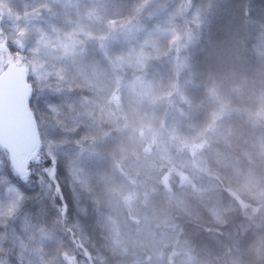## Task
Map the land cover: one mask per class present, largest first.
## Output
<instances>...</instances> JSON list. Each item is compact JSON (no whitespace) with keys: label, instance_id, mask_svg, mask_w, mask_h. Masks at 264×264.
I'll return each mask as SVG.
<instances>
[{"label":"trees","instance_id":"1","mask_svg":"<svg viewBox=\"0 0 264 264\" xmlns=\"http://www.w3.org/2000/svg\"><path fill=\"white\" fill-rule=\"evenodd\" d=\"M18 1L26 4V18L21 15L9 31L11 18L0 13V51H35L45 31L58 34L65 26L81 25V20L91 33L81 44L73 39L74 50L63 62L55 46L48 45L54 54L44 48L61 75H55L53 88L28 98L37 143L21 153L20 165L10 159L4 164L14 191L8 196L0 192V213L13 200L18 212L0 220V261L94 264L100 258L97 242L104 248V264H120L112 257L105 214L112 207L121 221L131 223L133 218H127L116 200L113 183L119 180L109 170L110 158L137 156L138 136L145 132L140 130L161 122L188 141L186 153L205 133L219 161V173L208 179L215 185L211 198L207 195L212 209L203 205L196 218L181 220L199 249L200 259L190 264H223L228 259L233 264H264V0H94L95 5L90 0H15L20 7ZM100 17L112 24L107 32L109 51L117 57L113 72L110 64L102 63L108 58L99 45ZM133 19L138 22L132 28ZM128 21L131 29H125ZM146 32L152 35L144 37ZM139 36L153 38L160 47L136 48ZM171 37L183 40L178 51L169 44ZM121 56L127 62L118 63ZM98 59L101 68L95 69L91 65ZM123 124L133 133L118 134L115 127ZM0 155H6L1 148ZM41 162L51 184L47 191L28 184L35 177L31 169ZM72 179H79L82 188ZM232 190L253 194V201L248 197L250 204H238L229 195ZM72 201L81 204L75 214L85 226L79 230L62 216ZM221 229L230 239L226 252L214 241Z\"/></svg>","mask_w":264,"mask_h":264},{"label":"rangeland","instance_id":"2","mask_svg":"<svg viewBox=\"0 0 264 264\" xmlns=\"http://www.w3.org/2000/svg\"><path fill=\"white\" fill-rule=\"evenodd\" d=\"M163 1L164 3L166 2L165 0ZM18 4H21V6H17L15 0H0V13L2 16L11 18V21H7L9 31H11V27H16L14 22H17L21 15H23V20L26 18V11L24 9L26 4L22 2ZM32 4L39 5L40 3L34 2ZM90 4L95 5L96 1L90 0ZM43 8L49 10L51 6L49 3L44 2ZM47 14V16H51L49 13ZM77 15L81 17L80 14L77 13ZM91 17L89 16L90 20ZM100 19L104 20L99 32L100 35H98L99 41L101 42L99 45L102 46L104 54L108 58V60L102 59V63L110 64L113 72L115 71L117 57L109 51L111 38L109 32H107L110 30L112 24L106 23V18L104 17H100ZM136 22L138 21L133 19L131 23L132 28L137 24ZM81 23V25L75 28L65 26L58 34L45 31L44 36L41 37L43 38L41 42L37 43L38 45L35 44L38 50L35 49V51L33 50L29 53L0 51V72L2 71L3 65H10L14 61H18L20 66L26 69L25 78L30 89L29 96H36L42 92L45 93L46 90L54 87L55 75L58 74L60 76L61 74L57 69H53L50 64V59H46L47 53L44 48H48L49 52L51 49L48 45L55 46L54 51L61 59V62H63L65 55L74 50L75 45H72L73 39L77 38L78 44H81V39L84 38L86 33L89 31L91 33V29H87L88 25L86 23L84 24L83 20H81ZM128 24L129 21L126 23L127 27L125 29H131ZM148 33L146 32L144 37L152 35V33ZM166 35H168V32ZM49 37H53V39L48 40ZM139 37L140 41H138L139 44L136 45V48L140 46L144 47V45H155L157 50L160 47L151 37L146 39H143L142 36ZM182 41L174 42L173 37L169 38V44H175L174 47L176 49ZM54 51L52 50L51 52L54 54ZM127 59V57L121 56L117 62H127ZM143 59L140 58L139 60L143 61ZM98 62H101V60L93 61L91 66H94L95 69L101 68L97 64ZM58 68L59 70H63L60 64ZM47 118L46 125L50 122ZM115 128L118 134H121L122 130H132L127 124H123L120 128ZM140 131L145 132L138 136L142 146L140 144L141 151L137 156L132 159L131 157L121 159L118 156L110 158L112 163L109 170H112V174H116L119 180L113 183L116 200L124 208L125 213H127V218H133L130 221L131 223H126L128 222L126 220L121 221V217L118 214L112 213L114 208H108V212L105 214L104 224L109 225V230L105 232L111 243L110 246H112L114 251L112 257L121 262L120 264H190L193 260L200 259L199 249L195 242L194 234L186 230L181 220L196 218L199 207H203V205L208 209H212V199H209V197L211 198L210 191H212L210 187H214L215 185L212 180L208 179L219 173V161L213 153L215 150L212 146L210 147V145L206 144L205 137L207 135L205 133L201 134L202 140L197 137L193 141L194 144H191L192 152L186 153L185 143L188 141L182 139V136L170 130L167 131L161 122L154 129L146 127ZM129 132L133 133V131ZM208 137H212V133H209ZM90 144V151L94 152L92 149L93 142ZM38 149L43 153L40 148ZM34 153L38 154L37 151ZM8 159L7 154L4 158L0 155V192L4 190L7 196L11 190L14 191V186L10 184L11 178L7 175V170L4 167ZM43 170L42 162L38 163L36 167L34 166L31 171H33L35 177L30 178L28 184L41 185V187L45 188L44 191H47L51 188V184L43 174ZM201 172L204 175L203 178H201ZM74 173L76 176L77 170ZM160 177L165 178V181L161 180ZM73 180H76L77 187L82 188L79 179H72L71 181ZM79 195L80 193L77 196ZM207 195L210 196L208 197ZM229 195L241 205L250 204L249 199L253 201L254 198L253 194L248 195L242 193L239 195L233 190L229 192ZM214 196H217V193ZM8 202L5 206L3 203L4 207L0 213L1 221L7 220L11 214L18 212L17 200ZM72 202V204L63 208L62 216L69 226L79 230V227L84 228L85 226V223L83 222V226L75 214V212H79L76 206H80L81 204H78L79 201ZM0 224L2 226L4 222H0ZM91 228V233L94 234L95 231L97 232L94 225ZM106 228H108L107 225H105ZM225 232L226 230H219L216 236L217 240H214L217 246L222 247L223 252H226L225 248L227 250L230 248L228 232ZM234 233H230L229 238L231 235L234 237ZM28 238L31 239L30 236ZM94 247L97 250V255L100 257L98 262H94V264H104V248L98 245L97 242H95ZM223 262V264H233L230 259L224 260ZM0 264L3 263L0 261ZM55 264H57L56 261ZM112 264L115 263L112 262ZM234 264L238 263L234 262Z\"/></svg>","mask_w":264,"mask_h":264},{"label":"water","instance_id":"3","mask_svg":"<svg viewBox=\"0 0 264 264\" xmlns=\"http://www.w3.org/2000/svg\"><path fill=\"white\" fill-rule=\"evenodd\" d=\"M30 89L25 68L12 63L0 72V148L13 165L37 142V132L29 111Z\"/></svg>","mask_w":264,"mask_h":264}]
</instances>
